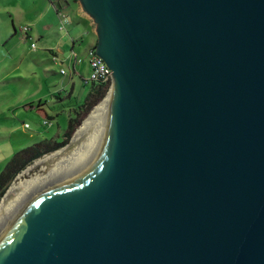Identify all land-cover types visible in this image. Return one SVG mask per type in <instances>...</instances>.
I'll use <instances>...</instances> for the list:
<instances>
[{
  "label": "water",
  "instance_id": "water-1",
  "mask_svg": "<svg viewBox=\"0 0 264 264\" xmlns=\"http://www.w3.org/2000/svg\"><path fill=\"white\" fill-rule=\"evenodd\" d=\"M77 1L110 100L0 264H264V0Z\"/></svg>",
  "mask_w": 264,
  "mask_h": 264
},
{
  "label": "rangeland",
  "instance_id": "rangeland-1",
  "mask_svg": "<svg viewBox=\"0 0 264 264\" xmlns=\"http://www.w3.org/2000/svg\"><path fill=\"white\" fill-rule=\"evenodd\" d=\"M72 8L70 2L61 11L66 14L67 23L68 19L72 21L74 17ZM67 23L61 28L50 0H0V172L16 152L32 144L43 139L61 142L68 127L69 115H74L77 106L83 102L88 88L82 85L80 77L72 76L71 36L76 34L77 29L81 33L82 40L77 41L73 52L82 59L77 65L84 77L89 73L84 50L90 36L83 32L85 28L82 24L70 22L68 26ZM24 26L29 28L30 38L24 35ZM31 42L36 47L32 48ZM48 48H52L56 56H52ZM61 69L64 73H61ZM71 81L74 83L73 88ZM106 97L107 94L81 117L68 141L55 151L69 156L79 149L75 153V161L82 158L79 153L85 149L88 153L101 127V120L94 122L77 141L74 140L83 122ZM38 103L41 105L38 106ZM55 151L44 154L20 171L10 181L0 198V204L14 182L38 174L52 173V177L61 175L58 165H55L57 159L40 162ZM33 187L20 191L21 195H27L24 200L34 194ZM13 199L17 198L13 196Z\"/></svg>",
  "mask_w": 264,
  "mask_h": 264
},
{
  "label": "bare ground",
  "instance_id": "bare-ground-1",
  "mask_svg": "<svg viewBox=\"0 0 264 264\" xmlns=\"http://www.w3.org/2000/svg\"><path fill=\"white\" fill-rule=\"evenodd\" d=\"M111 91H112V89L107 92V97L105 98V100L83 122L81 129H80L79 133L76 135L77 137L75 138L74 141H77V138L81 137L82 134L84 135V132L88 131V129L90 128V126L94 122L96 123V121H98V120H101L100 122L103 121V119H101V118H102V116L105 115V112H106V109H107V106H108V103L110 100ZM78 151H79V149L77 150V152ZM77 152H75V153H77ZM75 153L68 156V155H64L62 152H60L58 150V151H55L53 153V155L40 160V162L44 163L45 161H49L51 159H57L55 161V165H58L57 166L58 170H60L62 172L61 175H59L58 177H52L51 176L52 173L50 175L38 174V175H34L33 177H31L27 180L24 178L25 180L22 179L18 182L12 183L11 187L8 190V193L4 196V198H2L3 200H1V204H0V225L9 216L14 214L18 210H20L22 207L27 205L29 202L34 200L36 197H38L39 195L43 194L44 192H46L47 190H49L53 186L59 184L60 182L66 180L67 178L74 175L77 172V170L80 167L83 160L85 159V157L87 155V149H85L84 152L79 153V155H81L82 158L79 159L78 161H75V159H76ZM77 156H78V154H77ZM29 169L30 168L26 169L24 171V173L26 171H28ZM32 186H34L33 187L34 188V191H33L34 194L31 197H29L28 199L24 200L25 199L24 197H26L27 195H25V194L21 195L20 191L23 188L32 187ZM13 196H14V198H17V199L14 200ZM9 197H11V200Z\"/></svg>",
  "mask_w": 264,
  "mask_h": 264
},
{
  "label": "trees",
  "instance_id": "trees-1",
  "mask_svg": "<svg viewBox=\"0 0 264 264\" xmlns=\"http://www.w3.org/2000/svg\"><path fill=\"white\" fill-rule=\"evenodd\" d=\"M69 4L70 2L76 4L77 0H51V3L56 6L57 13H62L58 9L62 6V3ZM95 45L92 47L94 48ZM71 65V64H70ZM80 77L82 85L87 86V92L77 107L78 110L74 115H69L68 127L63 134L61 142L53 141L52 139H43L40 142L32 144L18 152H16L10 161L6 164L4 169L0 172V198L6 191L10 181L27 165L32 163L37 158L43 156L46 153H50L58 149L61 145L65 144L70 138L72 132L80 123L81 117L86 114L96 103H98L107 93L109 84L97 80L86 81L83 75H76ZM41 103H38L40 106ZM49 117L48 115H46Z\"/></svg>",
  "mask_w": 264,
  "mask_h": 264
},
{
  "label": "built area",
  "instance_id": "built-area-1",
  "mask_svg": "<svg viewBox=\"0 0 264 264\" xmlns=\"http://www.w3.org/2000/svg\"><path fill=\"white\" fill-rule=\"evenodd\" d=\"M57 14L60 18L61 28H62L63 24L67 22L66 16L62 13H57ZM27 30H28L27 27H23L24 34L26 33ZM31 45L34 46V43H32ZM85 57L89 67V73L87 77H85L86 81L97 80L108 83L109 84L108 91H110L112 87L111 70L105 65L101 57H99L95 53V48L93 47L87 48L85 52ZM71 62H72L71 67H73L74 69L75 65L82 62V59L75 52L72 51ZM61 73H64L63 69H61Z\"/></svg>",
  "mask_w": 264,
  "mask_h": 264
},
{
  "label": "crops",
  "instance_id": "crops-1",
  "mask_svg": "<svg viewBox=\"0 0 264 264\" xmlns=\"http://www.w3.org/2000/svg\"><path fill=\"white\" fill-rule=\"evenodd\" d=\"M51 1V0H50ZM53 5V4H52ZM64 5H67V4H65L64 2L62 3V6L58 9V11H63L62 9H63V6ZM72 6H73V8H72V14L74 15V17L72 18V21H69V19H68V26L72 23V22H74V23H78V24H82V26L85 28V30H83V32H86L87 33V35H89L90 37V39H89V41H87V44H86V47H85V50H84V52H86V49L87 48H89V47H92L93 45H95V43H96V35H95V26H94V23L92 22V20L83 12V11H81V7H79V5L76 3V4H73L72 3ZM53 7H54V10H55V14L56 15H58L57 14V11H56V6L55 5H53ZM60 11V12H61ZM7 12V11H6ZM5 14H7V13H5ZM64 14V13H63ZM65 16H66V14H65ZM58 19L60 20V18H59V16H58ZM66 19H67V17H66ZM71 22V23H70ZM65 23V24H66ZM93 23V24H92ZM24 27H27V26H24ZM28 28V27H27ZM71 28H73V27H71ZM70 29V28H69ZM69 29H68V31H69ZM28 31H29V28H28V30L26 31V33L24 34V35H26V37L27 38H30V36L28 35ZM81 38V33H79V31H78V29H77V32H76V34L75 35H73L72 34V36H71V40H72V51H73V49H74V45L77 43V41L79 40ZM80 40H82V39H80ZM33 42H31L30 43V46L32 47V48H34V47H36V44H34V46H32L31 44H32ZM49 49V52L52 54V56H56V53H55V51L52 49V48H48ZM70 64L72 65V62H70ZM89 68V67H88ZM76 75H83V73H81V69L78 67V65H75V68H74V71H73V74H72V76H76ZM72 79H73V77H71ZM71 84H72V88H73V86H74V83L71 81Z\"/></svg>",
  "mask_w": 264,
  "mask_h": 264
}]
</instances>
